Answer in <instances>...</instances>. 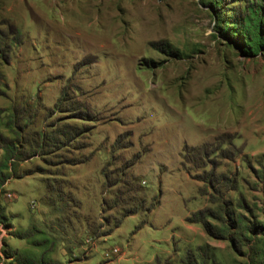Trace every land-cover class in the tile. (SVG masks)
<instances>
[{
  "label": "rangeland",
  "instance_id": "1",
  "mask_svg": "<svg viewBox=\"0 0 264 264\" xmlns=\"http://www.w3.org/2000/svg\"><path fill=\"white\" fill-rule=\"evenodd\" d=\"M16 255L264 264V0H0Z\"/></svg>",
  "mask_w": 264,
  "mask_h": 264
},
{
  "label": "trees",
  "instance_id": "2",
  "mask_svg": "<svg viewBox=\"0 0 264 264\" xmlns=\"http://www.w3.org/2000/svg\"><path fill=\"white\" fill-rule=\"evenodd\" d=\"M248 48L253 50V51H255L257 49V44L255 42H253V43L249 44ZM4 59L8 60V56H5ZM87 112H88L87 113V117H90L91 116V114H90L91 112L88 111V108H87ZM205 212H206V210H201L199 212L200 216L202 214H204ZM188 219H189L190 222H199L201 220V217L198 218L196 216H193V217H189ZM15 259L18 262V264H63L62 261L56 260V259H53V258H49V259H46L44 257H42V258H34L32 256H25V255H20V256L16 255Z\"/></svg>",
  "mask_w": 264,
  "mask_h": 264
},
{
  "label": "built area",
  "instance_id": "3",
  "mask_svg": "<svg viewBox=\"0 0 264 264\" xmlns=\"http://www.w3.org/2000/svg\"><path fill=\"white\" fill-rule=\"evenodd\" d=\"M8 196L9 197H13L12 192H9ZM118 253H119V249L117 247H115L111 252H107L106 255L110 256L111 254H118Z\"/></svg>",
  "mask_w": 264,
  "mask_h": 264
}]
</instances>
